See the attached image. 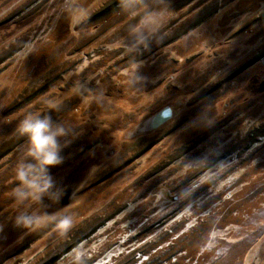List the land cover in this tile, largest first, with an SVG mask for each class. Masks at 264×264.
<instances>
[{"label": "rangeland", "instance_id": "obj_1", "mask_svg": "<svg viewBox=\"0 0 264 264\" xmlns=\"http://www.w3.org/2000/svg\"><path fill=\"white\" fill-rule=\"evenodd\" d=\"M168 7L130 52L121 0H0V264H264V0ZM46 102L72 129L43 206L65 235L16 227L9 195Z\"/></svg>", "mask_w": 264, "mask_h": 264}, {"label": "clouds", "instance_id": "obj_2", "mask_svg": "<svg viewBox=\"0 0 264 264\" xmlns=\"http://www.w3.org/2000/svg\"><path fill=\"white\" fill-rule=\"evenodd\" d=\"M169 4L170 0H155L154 4L146 0H121L125 17L131 21L128 36L134 37L133 43H127L128 51L150 48L154 35L170 16ZM45 107L48 112H28L16 126V131L24 139V146L11 167L13 186L9 195L19 209L16 227L28 229L42 219L50 218L54 221V229L65 235L73 227L72 218L67 215L49 217L43 206L45 199L59 204L64 196L62 191L53 192L50 170L62 163L61 153L68 145L66 138L72 129L53 118L52 112L58 109V102H46ZM84 256L82 250H73V264H83Z\"/></svg>", "mask_w": 264, "mask_h": 264}, {"label": "trees", "instance_id": "obj_3", "mask_svg": "<svg viewBox=\"0 0 264 264\" xmlns=\"http://www.w3.org/2000/svg\"><path fill=\"white\" fill-rule=\"evenodd\" d=\"M118 4H119V1L110 4L109 6H107V7L105 8V12H106V13H107V12H108V13L112 12V11H113V8L116 9L117 6H118ZM27 7H29V5H28ZM100 12H104V10H102V11H100ZM98 14H99V13H98ZM177 36H178V35H177ZM180 37H181V36L176 37V38H180ZM14 52H17V51H14ZM12 56H13L12 54H8V55H6L4 58L0 59V64H4V63L8 60V58H10V57H12ZM23 142H24V140H23ZM19 143L21 144V142H19ZM19 143H18V144H19ZM0 151H1V150H0ZM1 154H6V153L4 152V153H1ZM77 159H78V158H77ZM80 161H81V157L77 160L76 164L78 165V164L80 163ZM71 166H73V165H72V164H71V165H68V166H66V168H71ZM66 168H65V169H66ZM73 248H74V247H69L65 253H69V251L72 250Z\"/></svg>", "mask_w": 264, "mask_h": 264}, {"label": "bare ground", "instance_id": "obj_4", "mask_svg": "<svg viewBox=\"0 0 264 264\" xmlns=\"http://www.w3.org/2000/svg\"><path fill=\"white\" fill-rule=\"evenodd\" d=\"M164 112V111H163ZM166 112V111H165ZM165 112L164 113H160L159 115H160V117H159V119H156V121H159V122H161L164 118H166V116H165Z\"/></svg>", "mask_w": 264, "mask_h": 264}, {"label": "water", "instance_id": "obj_5", "mask_svg": "<svg viewBox=\"0 0 264 264\" xmlns=\"http://www.w3.org/2000/svg\"><path fill=\"white\" fill-rule=\"evenodd\" d=\"M167 111L169 112V114H166ZM166 112H165V116H166V118H164V119H167V117L170 116L171 110H170V109H169V110H166ZM164 119H163V120H164ZM163 120H162V121H163Z\"/></svg>", "mask_w": 264, "mask_h": 264}]
</instances>
